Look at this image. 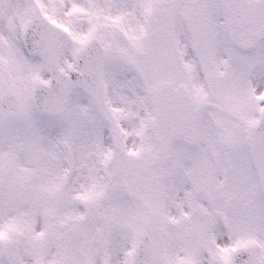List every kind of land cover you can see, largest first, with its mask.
I'll use <instances>...</instances> for the list:
<instances>
[{
  "label": "snow or ice",
  "instance_id": "obj_1",
  "mask_svg": "<svg viewBox=\"0 0 264 264\" xmlns=\"http://www.w3.org/2000/svg\"><path fill=\"white\" fill-rule=\"evenodd\" d=\"M0 264H264V0H0Z\"/></svg>",
  "mask_w": 264,
  "mask_h": 264
}]
</instances>
